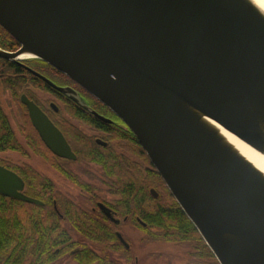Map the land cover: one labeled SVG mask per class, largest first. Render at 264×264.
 I'll return each instance as SVG.
<instances>
[{
    "label": "water",
    "instance_id": "1",
    "mask_svg": "<svg viewBox=\"0 0 264 264\" xmlns=\"http://www.w3.org/2000/svg\"><path fill=\"white\" fill-rule=\"evenodd\" d=\"M0 25L20 44L0 46L1 58L92 110L24 61L48 63L126 124L219 264H264V171L228 139L264 155V12L253 0H0ZM21 101L47 148L75 160L40 106ZM0 195L44 204L3 165Z\"/></svg>",
    "mask_w": 264,
    "mask_h": 264
},
{
    "label": "trees",
    "instance_id": "2",
    "mask_svg": "<svg viewBox=\"0 0 264 264\" xmlns=\"http://www.w3.org/2000/svg\"><path fill=\"white\" fill-rule=\"evenodd\" d=\"M0 46L9 51L20 47L17 40L1 25ZM35 79L23 66L0 57V95H9L19 105L16 114L19 123L15 127L0 98V152L13 151L28 156L26 148H30L50 159L56 169L83 188L101 183L103 186L123 189L127 206L141 213L143 219L149 222L147 229L154 239L173 243L187 239L201 241L198 231L154 168L145 179L142 170L137 167L135 175L132 176L129 173L132 170L130 164H121L113 157L110 147L99 148L92 144H86L83 150L77 151L76 161L55 156L40 138L26 106L21 101L22 94L34 98L30 86L34 85ZM39 86L36 82V87ZM17 128L26 140L27 147L20 141ZM134 141H137L136 138ZM92 162L96 164H91ZM86 163L90 167L82 166ZM65 164L74 174L65 169ZM0 165L17 172L25 181V193L44 203L38 205L0 195V264H63L61 259L76 247H81L75 257L77 264H87L93 260L92 251L100 243L90 238L108 234L103 226L96 224L95 213L90 208L81 210L75 201L68 199L59 190L51 178L40 174L30 165L2 160ZM151 187L163 189L165 195L162 200L149 196L148 189ZM69 230L76 238H68ZM80 235H85L90 240L81 239ZM101 243L106 244L109 241ZM201 244L213 256L209 247ZM213 259L214 264H219L214 256Z\"/></svg>",
    "mask_w": 264,
    "mask_h": 264
},
{
    "label": "flooded vegetation",
    "instance_id": "3",
    "mask_svg": "<svg viewBox=\"0 0 264 264\" xmlns=\"http://www.w3.org/2000/svg\"><path fill=\"white\" fill-rule=\"evenodd\" d=\"M24 64L50 79L60 87H72L78 91L92 110L100 116L110 120L106 121L92 112V110L80 106L75 101L68 98L64 93L54 89L23 66L36 78L34 80V85L30 86V88L39 89L41 92L52 95L56 99L50 101L48 105H42L34 98L32 100L40 106L66 137L72 150L77 155V158L75 160L72 159V161L78 159L77 151L83 150L86 144H92L99 148L110 147V151L114 153L113 157L120 161L121 164H125L126 162L130 164L132 170H130L129 173L132 176L135 175L136 167L142 170L144 179L149 176V171L154 167L148 155L141 147L138 140L136 139L137 141H134V138H136L134 133L111 109L104 106L78 83L48 63L41 60H27L24 61ZM36 82L40 84L39 87H36ZM84 126H86V128ZM91 164L96 163L92 162ZM82 166L90 167V164L86 163ZM65 169L74 174L73 170L66 164ZM160 178L163 181L161 176ZM79 189L81 193L75 198L69 194H65L68 199L75 201L81 210L83 209L86 211L87 208H90L91 211L95 213L94 215L97 220L96 224L101 227L103 226L108 233L90 238L100 243V245H95V249L92 251L94 254H90L93 256L91 258L93 260L89 261L87 264H168V259H166L165 255L160 259L158 257H153L152 259L151 250H147V248L151 247V243L160 242V240L154 239L153 236L150 235V230L147 229L149 222L143 219L142 214L127 206V198L124 195L125 191L123 189L117 186H91L85 188L81 187ZM153 189L155 190L154 192L152 191ZM148 194L154 199L162 200L161 198L165 195V192L163 189L151 187L148 189ZM81 200H84V202L82 203ZM102 204L109 210L110 215L102 210L100 206ZM67 223L70 224L69 221H67ZM135 226L141 228L145 233L138 236L136 240H132L125 231V228L135 232ZM70 232L71 230H69L68 238H76V236H72ZM79 237L81 239L90 240L85 235H80ZM107 241H109V243H101ZM201 243L208 246L202 237L200 242L198 240L196 241V239H187L184 242L177 243L180 247L183 245L185 249L181 254L182 258H180V262L183 261L184 264H214V254L212 253L213 256H211ZM80 251L81 247L73 248L68 254L67 263L77 264L75 257Z\"/></svg>",
    "mask_w": 264,
    "mask_h": 264
},
{
    "label": "rangeland",
    "instance_id": "4",
    "mask_svg": "<svg viewBox=\"0 0 264 264\" xmlns=\"http://www.w3.org/2000/svg\"><path fill=\"white\" fill-rule=\"evenodd\" d=\"M30 90L34 99L37 100L42 105L44 104L48 105L50 101L56 100L52 95L45 94L41 92L39 89L30 88ZM0 98L3 102V105L7 113L12 119L13 125L17 127V124L19 123L18 121L19 119H17L16 114L18 113L17 111L19 110V105L16 102L12 101V98L9 95L1 94ZM84 127L86 128V126ZM17 132L20 141L22 142L23 145H25V147H27L26 140L24 139V137L20 135L18 128H17ZM26 149L28 150V156L25 155L23 156L21 153L13 152V151L0 152V160L11 161L19 165L28 164L33 169L37 170L40 174L51 178L55 182L59 190H61L62 192L73 196V198L80 195L81 190L79 188H81V186L75 184L74 182L71 181L70 178L64 176L58 169H56L50 163V159H46L42 157L41 155L35 153L30 148H26ZM97 184H98L97 186L103 187V184L101 183H97ZM135 228H136L135 232L133 230H129L125 228V231L132 238V240L133 239L136 240L138 236H141L145 233L144 231H142L141 228L137 226H135ZM147 250H151L150 253L152 259L153 257L155 258L158 257L160 259L161 257H163V255H165L166 259H168L167 260L168 264H184L183 261L180 262L181 261L180 258H182L181 254L185 250L183 245L180 247V245L177 243L160 240V242L158 241L156 243H151V247L147 248ZM67 259H68V255L63 259H61L63 264H68Z\"/></svg>",
    "mask_w": 264,
    "mask_h": 264
},
{
    "label": "bare ground",
    "instance_id": "5",
    "mask_svg": "<svg viewBox=\"0 0 264 264\" xmlns=\"http://www.w3.org/2000/svg\"><path fill=\"white\" fill-rule=\"evenodd\" d=\"M260 9L264 12V0H253ZM231 138V139H230ZM228 138L235 147L242 152L248 159H250L257 167H259L262 171H264V155L258 153L245 143L239 141L238 139L230 136Z\"/></svg>",
    "mask_w": 264,
    "mask_h": 264
}]
</instances>
